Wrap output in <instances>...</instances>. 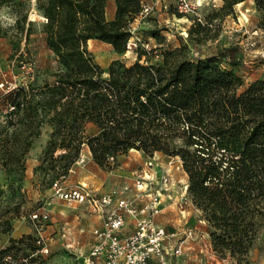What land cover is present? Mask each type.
I'll use <instances>...</instances> for the list:
<instances>
[{
    "label": "trees",
    "instance_id": "obj_1",
    "mask_svg": "<svg viewBox=\"0 0 264 264\" xmlns=\"http://www.w3.org/2000/svg\"><path fill=\"white\" fill-rule=\"evenodd\" d=\"M240 1L245 0H228L226 6ZM115 3V16L108 19L107 0H37L47 19V44L61 69L54 83L37 91L36 103L54 110L50 147L78 151L86 144L100 165L131 149L150 156L179 155L191 196L221 231L214 233L216 246L224 254L231 249L234 255H248L264 215V78L241 89L242 76L223 68L213 55L193 57L185 41L159 53L138 47L133 63L115 60L109 76L102 77L88 41L96 38L126 52L133 22L145 4ZM205 19L194 18L189 31L196 52L208 30L203 24H212ZM152 35L161 37L156 30ZM237 49L225 51L230 57ZM33 91L19 85L9 92L16 96L12 105L25 103L30 114ZM86 123L95 124L97 131L85 137ZM26 238L32 235L11 238V244L0 248V264H25L20 258L29 254ZM29 264L38 263L33 258Z\"/></svg>",
    "mask_w": 264,
    "mask_h": 264
},
{
    "label": "rangeland",
    "instance_id": "obj_2",
    "mask_svg": "<svg viewBox=\"0 0 264 264\" xmlns=\"http://www.w3.org/2000/svg\"><path fill=\"white\" fill-rule=\"evenodd\" d=\"M253 1L255 4L243 5L240 1L226 6L228 0H203L197 13L180 14L176 9L178 0H145L151 10L133 22L131 45L126 52L119 53L110 43L96 38L88 41V50L102 67V77L107 78L110 64L115 60L133 63L138 47L158 49L159 53L185 41L193 57L213 55L223 68L242 76L244 89L250 82L264 78V0L261 4ZM113 9L115 0H107L108 19V11ZM198 15L212 24H203L208 30L196 52L189 31ZM44 17L37 0H0V67L4 79L34 88L33 110L27 114V104L14 107L16 96L0 87V248L11 244V238L32 235L24 242L29 254L20 258L23 263L29 264L34 258L38 264H86L93 244L94 214L85 206L79 208L60 199L54 183L59 180L64 187L81 183L96 187L103 183L107 189H116L108 187L110 183L105 179L111 170L124 167L133 172L130 171V181L118 190L132 195L136 193L137 173L145 161L152 160L158 175L168 173L172 178L171 189L164 195L165 207L156 220L169 234L170 250L176 243H183V251L172 258L173 264H264V215H260L248 255H234L231 249L222 253L214 240V233L221 231L191 196L190 178L179 155L156 152L150 156L143 150L131 149L100 165L86 144L82 146L88 148L85 163L77 162L83 149L50 147L54 110H43L36 103L37 91L46 83H54L61 69L57 55L47 44ZM152 30L160 32L161 37L152 35ZM229 46L238 48L230 57L225 51ZM220 48L223 52L216 53L215 49ZM160 58L153 57L152 61ZM92 132L86 123L84 136ZM13 156L16 158L11 160ZM35 212L47 213L48 218H34ZM37 237L42 242H36ZM73 241L74 246L70 244ZM44 245L48 252L42 250Z\"/></svg>",
    "mask_w": 264,
    "mask_h": 264
},
{
    "label": "built area",
    "instance_id": "obj_3",
    "mask_svg": "<svg viewBox=\"0 0 264 264\" xmlns=\"http://www.w3.org/2000/svg\"><path fill=\"white\" fill-rule=\"evenodd\" d=\"M202 3L203 0H178L176 9L182 14L197 13ZM150 10L151 6L144 4L140 16L145 17ZM203 18L202 15L196 17L199 21ZM0 77V87L5 92L19 86L16 81L4 79L1 67ZM85 149L77 162L87 161ZM114 160L115 157H110V161ZM171 184L170 174L158 175L154 162L149 160L144 162L134 179L136 193L132 195L121 194L117 189L100 191L87 183L64 187L57 180L54 186L60 199L71 205H84L103 217V224L93 230L95 243L87 255L86 264H170L169 258L183 251V243H176L170 250L169 234L157 222L156 215L165 207L164 195L169 193ZM33 217L46 220L48 214L35 212ZM129 219L133 221L130 231L126 229ZM42 250L48 252L49 248L44 245Z\"/></svg>",
    "mask_w": 264,
    "mask_h": 264
},
{
    "label": "crops",
    "instance_id": "obj_4",
    "mask_svg": "<svg viewBox=\"0 0 264 264\" xmlns=\"http://www.w3.org/2000/svg\"><path fill=\"white\" fill-rule=\"evenodd\" d=\"M143 1L145 3V0H143ZM242 2H243V5L244 4H248V5L255 4V1H253V0H245V1H242ZM115 12H116V9H113V11L112 10L111 11L110 10L108 11V16H109L110 19H113L114 18ZM137 18H138V21L141 20V19H143L141 16H137ZM89 124H90L93 132H96L97 131V126L95 124H93V123H89ZM85 150H88V148H86ZM88 156H89V154H88ZM130 171L133 172V170H129V169L124 168V167H119V168H115V169L111 170L110 173H109V176L105 179V181L108 180V182L110 183V185H108V187H110V188H116L118 190L123 185H125L126 183H128L130 181V179H129L130 178ZM94 188L99 189L100 191H108V190H110L109 188L107 189V187H105L103 185V183H101L99 185H96V187H94ZM76 205H78L79 208H81V207L84 206V205H81V204H76ZM92 214H94L93 228H92V236H93V244H92V247H93V245L95 243V236L93 234V230H94V228L99 227V226H101L103 224V217L101 215H98V214H95V213H92ZM132 226H133V221L131 219H129V222L127 224L126 229H128V231H130V230H132ZM74 242L75 241H73V243H70V244L72 246H74L73 245ZM167 243H168V241H167ZM173 257H174V255H172L169 258V263L170 264H173L172 263V258Z\"/></svg>",
    "mask_w": 264,
    "mask_h": 264
},
{
    "label": "clouds",
    "instance_id": "obj_5",
    "mask_svg": "<svg viewBox=\"0 0 264 264\" xmlns=\"http://www.w3.org/2000/svg\"><path fill=\"white\" fill-rule=\"evenodd\" d=\"M3 19L8 20L9 23H14V20H12V19H10L8 17H3Z\"/></svg>",
    "mask_w": 264,
    "mask_h": 264
}]
</instances>
